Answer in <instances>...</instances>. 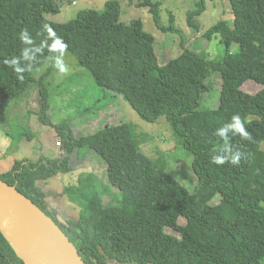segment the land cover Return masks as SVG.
<instances>
[{
  "label": "trees",
  "instance_id": "trees-1",
  "mask_svg": "<svg viewBox=\"0 0 264 264\" xmlns=\"http://www.w3.org/2000/svg\"><path fill=\"white\" fill-rule=\"evenodd\" d=\"M63 1L0 0V117L29 88L36 68L51 61L40 80L56 68L60 52L54 44L62 38L78 64L99 85L122 95L144 120L167 118L179 145L193 155L198 182L189 190L170 173L163 155L154 159L145 153V141L130 121L106 123L79 137L69 124L57 126L65 151L62 157L16 159L0 178L16 185L55 219L86 264H263L264 0H228L233 21L220 20L204 33L208 39L220 35L226 46L222 57L208 58L187 48L164 64L157 56L155 36L143 20H121L119 0H109L104 11L83 9L66 22L48 18L47 13L61 11ZM205 2L199 0L197 8L188 12L190 26L199 28L197 16L204 12ZM139 5L151 7L156 25L174 29L173 16L169 28L162 25L161 0ZM45 25L56 35H50ZM24 29L31 44L19 38ZM233 44H237L234 50ZM25 50L31 59L24 58ZM6 59H16L17 65L5 64ZM17 66L24 71L16 73ZM212 71L224 77L220 104L203 108ZM248 80L263 88L255 94L245 91L242 86ZM42 96L43 111L49 99L48 94ZM97 110L92 105L86 111ZM234 115L242 118L249 139L230 127ZM85 148L104 158L121 198L106 203L97 187L99 175H81L80 215L61 222L48 200L51 192L38 181L72 171L71 155ZM237 152L240 159L233 163ZM214 157L224 163H214ZM66 192L78 202L70 188ZM217 195L219 202L213 203ZM169 227L179 235L168 232ZM0 264H25L1 231Z\"/></svg>",
  "mask_w": 264,
  "mask_h": 264
},
{
  "label": "rangeland",
  "instance_id": "rangeland-1",
  "mask_svg": "<svg viewBox=\"0 0 264 264\" xmlns=\"http://www.w3.org/2000/svg\"><path fill=\"white\" fill-rule=\"evenodd\" d=\"M62 2V0H58ZM64 0L61 11L47 13V17L66 22L78 16L86 8L104 11L109 0ZM122 5L121 20L130 23L134 18H141L145 29L155 36V48L159 62L164 64L180 55L189 48L202 53L208 58H220L225 53V44L220 35L211 39L204 33L220 20L233 21L234 15L228 0H206L205 10L197 16L199 28L188 24V12L197 8L199 0H161V22L165 27L171 26V16L174 17V29H163L156 25L150 6H141L145 0H119ZM233 44L231 49H235ZM60 60L68 68L67 73H61L56 68L51 74L44 75L51 61L36 68L33 78L27 88L0 117V174L8 171L16 159L29 157L39 159V156L60 158L65 154L62 137L57 126L69 124L77 137L91 134L106 123L130 121L136 125L143 142L142 149L154 159L163 155L167 168L189 190H193L198 182V176L193 169V155L180 146L174 131L165 116L156 122L144 120L140 114L124 99L115 95L109 88L99 85L90 71L78 64V59L70 50ZM224 77L220 71H212L208 76L207 90L201 102L203 108H217L223 88ZM242 88L249 93H257L263 85L254 80H248ZM42 89H45L43 91ZM47 90V91H46ZM48 94L49 102L43 108V96ZM92 105L97 111H86ZM264 148V142L262 143ZM69 172H59L38 184L51 194L49 202L58 210L63 218L77 219L82 209L81 193L78 190L81 175H99V187L106 203H118L120 190L108 177L107 163L94 149L85 148L81 154L71 155ZM70 188L78 199L72 201L66 190ZM220 196V195H219ZM219 196L213 203L219 202ZM181 223H186L181 218ZM167 231L179 235L173 228ZM136 264V263H125ZM264 264V260H263Z\"/></svg>",
  "mask_w": 264,
  "mask_h": 264
},
{
  "label": "water",
  "instance_id": "water-1",
  "mask_svg": "<svg viewBox=\"0 0 264 264\" xmlns=\"http://www.w3.org/2000/svg\"><path fill=\"white\" fill-rule=\"evenodd\" d=\"M58 219L65 221L60 215ZM0 231L25 264H86L59 223L2 178Z\"/></svg>",
  "mask_w": 264,
  "mask_h": 264
},
{
  "label": "clouds",
  "instance_id": "clouds-1",
  "mask_svg": "<svg viewBox=\"0 0 264 264\" xmlns=\"http://www.w3.org/2000/svg\"><path fill=\"white\" fill-rule=\"evenodd\" d=\"M74 3H76V1L74 0ZM44 29L52 36H55L56 33L54 32L53 29H51L50 26L48 25H45L44 26ZM20 40H22L24 43L26 44H31L32 43V39H31V36L28 32L27 29H24L21 31L20 33ZM54 47L59 50V52L61 53V55H64L65 52H66V49L68 47V45L64 42V40L62 38H57L56 41H55V44H54ZM24 58L26 59H31V57L28 56V52L27 50L24 51ZM5 64L9 65V66H12V65H17V60L16 59H12L11 61L9 60H5L4 61ZM57 68H59L60 72L61 73H67L68 72V68L65 66L64 62L60 59H58L57 61ZM24 70L21 69L20 67H16L15 68V72L16 73H21L23 72ZM18 79L20 80H23L24 77L23 76H19ZM234 123L232 125H230V127H233L236 129L237 132H239L243 138L245 139H249L250 138V134L245 130V126H244V122L242 120V118L239 116V115H234L232 117ZM224 132L225 130L224 129H221L220 130V135L221 136H224ZM225 141H227V137L225 136L224 137ZM225 148H227V143L225 144ZM240 159V153L237 152L233 158H232V162L233 163H237ZM213 162L216 163V164H223L224 163V160L223 158L221 157H214L213 158Z\"/></svg>",
  "mask_w": 264,
  "mask_h": 264
},
{
  "label": "crops",
  "instance_id": "crops-1",
  "mask_svg": "<svg viewBox=\"0 0 264 264\" xmlns=\"http://www.w3.org/2000/svg\"><path fill=\"white\" fill-rule=\"evenodd\" d=\"M39 158H40V156H39ZM37 159H38V158H37ZM37 159H36V160H37Z\"/></svg>",
  "mask_w": 264,
  "mask_h": 264
}]
</instances>
